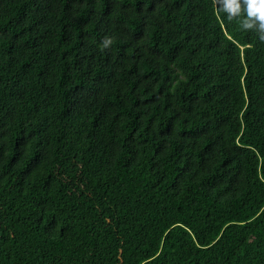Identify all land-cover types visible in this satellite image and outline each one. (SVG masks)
<instances>
[{"label": "trees", "instance_id": "16d2710c", "mask_svg": "<svg viewBox=\"0 0 264 264\" xmlns=\"http://www.w3.org/2000/svg\"><path fill=\"white\" fill-rule=\"evenodd\" d=\"M0 264H264V42L215 0H0Z\"/></svg>", "mask_w": 264, "mask_h": 264}, {"label": "clouds", "instance_id": "9594fccd", "mask_svg": "<svg viewBox=\"0 0 264 264\" xmlns=\"http://www.w3.org/2000/svg\"><path fill=\"white\" fill-rule=\"evenodd\" d=\"M215 6L229 22L236 20L242 31H254L264 42V0H215Z\"/></svg>", "mask_w": 264, "mask_h": 264}]
</instances>
